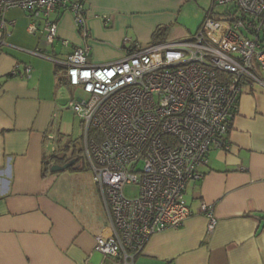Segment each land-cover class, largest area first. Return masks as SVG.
Here are the masks:
<instances>
[{"label":"crops","instance_id":"crops-1","mask_svg":"<svg viewBox=\"0 0 264 264\" xmlns=\"http://www.w3.org/2000/svg\"><path fill=\"white\" fill-rule=\"evenodd\" d=\"M79 1L86 10L87 38L69 11L50 17L57 28L52 44L41 23L36 32L28 31L25 12L5 15L13 25L0 48V264H115L93 251L108 219L90 173L43 176L51 138L59 141L53 131L66 86L63 71L46 57L63 61L86 45L88 63L103 66L119 61L133 46L141 49L192 32L177 23L186 0ZM160 28L166 33L159 40L153 35ZM16 65L18 75L11 76ZM25 66L31 69L28 77ZM228 142V151L209 152L207 165L199 169L202 179L186 187L192 216L178 230L152 236L134 264H264V91L259 87L242 88ZM201 202L214 210L211 234Z\"/></svg>","mask_w":264,"mask_h":264},{"label":"built area","instance_id":"built-area-1","mask_svg":"<svg viewBox=\"0 0 264 264\" xmlns=\"http://www.w3.org/2000/svg\"><path fill=\"white\" fill-rule=\"evenodd\" d=\"M11 10L29 16L30 33L41 23L48 44L56 38L50 19L56 11L71 12L82 37L88 36L79 0H0V48L13 25L5 18ZM128 44L124 39L123 46ZM88 57L85 45L63 61L46 58L63 71L66 86L84 95L68 109L81 122L82 160L108 219L93 251L115 264H134L152 236L178 230L192 216L186 187L202 179L199 169L211 150H229L242 88L264 91V0H211L193 34L133 46L103 66L90 65ZM30 71L23 67L26 77ZM10 74L18 75L17 65ZM51 139L54 154L57 143ZM126 187L137 188V195L126 197ZM199 209L213 233V208L201 202Z\"/></svg>","mask_w":264,"mask_h":264},{"label":"rangeland","instance_id":"rangeland-1","mask_svg":"<svg viewBox=\"0 0 264 264\" xmlns=\"http://www.w3.org/2000/svg\"><path fill=\"white\" fill-rule=\"evenodd\" d=\"M210 5L211 0H186V3L179 9L177 23L190 28L191 34L195 33L197 27L204 20ZM214 11H219V9L215 8ZM61 95V113L56 123L58 127L53 132L61 143L67 142L75 146L76 149H82L83 128L77 116L68 109V103L72 99L76 100L77 98L84 97V95L79 90L71 89L68 86H63ZM124 195L126 197H134L137 195V188L126 187Z\"/></svg>","mask_w":264,"mask_h":264},{"label":"trees","instance_id":"trees-1","mask_svg":"<svg viewBox=\"0 0 264 264\" xmlns=\"http://www.w3.org/2000/svg\"><path fill=\"white\" fill-rule=\"evenodd\" d=\"M165 33H166V30L164 28L162 29L160 28L154 33L153 37L160 40L164 38ZM162 41H157L156 43L162 42ZM56 68L60 69L57 66ZM90 132L92 135L94 133V130L90 129ZM81 153H82L81 149H76V147L71 145L70 143H67V142L60 143L58 141L56 152L54 154L46 155L43 160V163H42L43 164L42 166L43 176H46V174L50 172V168L52 166L54 165L63 166L67 164L68 162H70L71 160H75V164L71 168H69L68 171H71V172L87 171L88 168L83 163Z\"/></svg>","mask_w":264,"mask_h":264},{"label":"water","instance_id":"water-1","mask_svg":"<svg viewBox=\"0 0 264 264\" xmlns=\"http://www.w3.org/2000/svg\"><path fill=\"white\" fill-rule=\"evenodd\" d=\"M75 164V160H71L70 162H68L67 164L63 165V166H59V165H54L50 168V173L52 174H56V173H60V172H64L67 171L69 168H71L73 165Z\"/></svg>","mask_w":264,"mask_h":264}]
</instances>
